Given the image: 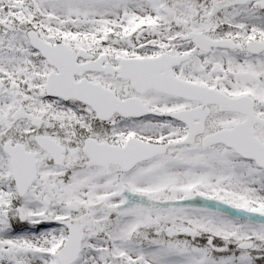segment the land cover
I'll return each instance as SVG.
<instances>
[{
    "label": "snow or ice",
    "instance_id": "6c2138e0",
    "mask_svg": "<svg viewBox=\"0 0 264 264\" xmlns=\"http://www.w3.org/2000/svg\"><path fill=\"white\" fill-rule=\"evenodd\" d=\"M0 264H264V0H0Z\"/></svg>",
    "mask_w": 264,
    "mask_h": 264
}]
</instances>
